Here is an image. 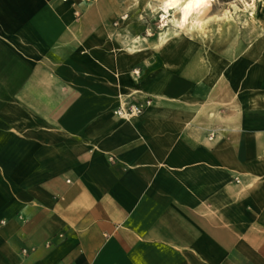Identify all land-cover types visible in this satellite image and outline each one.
Masks as SVG:
<instances>
[{
	"label": "crops",
	"instance_id": "obj_1",
	"mask_svg": "<svg viewBox=\"0 0 264 264\" xmlns=\"http://www.w3.org/2000/svg\"><path fill=\"white\" fill-rule=\"evenodd\" d=\"M149 1L0 0V264H264V10Z\"/></svg>",
	"mask_w": 264,
	"mask_h": 264
},
{
	"label": "bare ground",
	"instance_id": "obj_2",
	"mask_svg": "<svg viewBox=\"0 0 264 264\" xmlns=\"http://www.w3.org/2000/svg\"><path fill=\"white\" fill-rule=\"evenodd\" d=\"M159 1L161 4L155 8L154 12L160 15L163 23L162 27H165V31L160 34L161 43L167 41L171 37L180 36V33H187V35L194 40L198 34L205 35L206 29L210 26V22L221 23L227 19L234 23L231 17L232 15L229 16L230 14L224 18L215 16V18L209 20L201 19V16L204 15L208 8L213 7V3L216 0ZM234 10H238L237 7H234ZM249 12H251V10ZM250 15L253 16V13ZM244 21H246V19Z\"/></svg>",
	"mask_w": 264,
	"mask_h": 264
},
{
	"label": "rangeland",
	"instance_id": "obj_3",
	"mask_svg": "<svg viewBox=\"0 0 264 264\" xmlns=\"http://www.w3.org/2000/svg\"><path fill=\"white\" fill-rule=\"evenodd\" d=\"M152 2V3H151ZM147 3V9L149 11L150 17H140L138 18L142 26H144V34L143 36L146 38H149L152 35H154V31H161L165 29L162 23V18H160L159 14H156L154 12L155 8L160 6L161 2L159 0H152ZM234 7H237L238 10H234ZM247 9L255 10V16L254 18H250V22H252L253 25L258 26L259 25V18H257L256 13H260L262 10H264V0H216L213 3V7L208 8V10L204 13V15L201 17L203 19L207 16V18L219 16L218 18H224L228 14L229 16L234 17L237 21L238 26H244L245 19L248 17V14H246ZM227 19L224 20V22ZM227 20L226 22H228ZM162 27V28H161ZM153 30V31H152ZM147 33L149 35H147Z\"/></svg>",
	"mask_w": 264,
	"mask_h": 264
},
{
	"label": "built area",
	"instance_id": "obj_4",
	"mask_svg": "<svg viewBox=\"0 0 264 264\" xmlns=\"http://www.w3.org/2000/svg\"><path fill=\"white\" fill-rule=\"evenodd\" d=\"M65 2L67 0H64ZM92 0H82L84 3H89ZM75 15L77 17H80L81 12L79 10L76 11ZM127 16L122 17V20H126ZM162 28V27H161ZM147 35H149L147 33ZM134 74L138 75L137 72H134ZM153 99L152 98H146L140 103H129L125 102L122 103L121 106L114 112V114L124 120H131L137 117H140L145 113V111L152 105ZM210 140H213V135L211 136ZM23 253L26 254L27 251L23 250Z\"/></svg>",
	"mask_w": 264,
	"mask_h": 264
}]
</instances>
